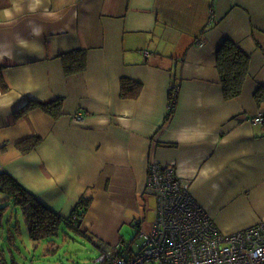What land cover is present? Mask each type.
Segmentation results:
<instances>
[{
  "label": "crops",
  "instance_id": "0c3cea01",
  "mask_svg": "<svg viewBox=\"0 0 264 264\" xmlns=\"http://www.w3.org/2000/svg\"><path fill=\"white\" fill-rule=\"evenodd\" d=\"M225 39L249 58L230 99L215 65ZM78 50L84 69L66 70ZM122 79L140 86L136 97L122 96ZM261 86L264 0H0V173L64 217L90 197L80 229L110 245L156 162L221 231L241 230L264 219ZM57 98L54 118L39 105ZM33 135L20 153L15 143Z\"/></svg>",
  "mask_w": 264,
  "mask_h": 264
},
{
  "label": "built area",
  "instance_id": "2783aa9c",
  "mask_svg": "<svg viewBox=\"0 0 264 264\" xmlns=\"http://www.w3.org/2000/svg\"><path fill=\"white\" fill-rule=\"evenodd\" d=\"M83 117L76 113L71 120ZM252 120L262 123L264 114ZM148 165L145 188L155 205L149 228L138 230L142 244L134 251L124 243L101 249L94 264H264V219L225 233L172 166Z\"/></svg>",
  "mask_w": 264,
  "mask_h": 264
},
{
  "label": "trees",
  "instance_id": "16d2710c",
  "mask_svg": "<svg viewBox=\"0 0 264 264\" xmlns=\"http://www.w3.org/2000/svg\"><path fill=\"white\" fill-rule=\"evenodd\" d=\"M84 53V51L78 50L77 52L71 53V55H66V57H64L66 70L71 72L83 70L86 63ZM216 53L215 65L224 91V97L228 99L236 98L243 89L242 85L249 71V58L239 50L236 44L228 39L223 40L222 45L217 49ZM120 82L121 94L123 97H136L139 94L140 86L135 82L129 79H122ZM170 92L171 98L169 102L172 107L175 98L174 96L172 97L173 92L171 90ZM255 98L259 102H262V100L264 101L263 86H261L255 93ZM33 105L35 104H27L19 110L23 113ZM39 106L54 118L60 115L61 101L59 98L50 103L41 104ZM170 113L171 111H169L168 115ZM166 118H168V116ZM38 142L39 137L33 135L22 138L15 143V146L19 149L20 153H26L33 150ZM0 191L6 196L0 204V224H3L4 214L8 211L9 216L5 220L10 228H14L13 233H10L7 237L9 240H13L15 235L19 233V220L15 219L12 214L16 209L19 210V214L24 220L29 236L33 241L39 239L52 240L51 238L57 237L60 234L63 226H65L66 229L74 230L75 232L80 233L83 237L90 239L89 233L80 229L81 223L85 218V213L90 206V197L86 195L82 196L70 215L64 217L51 208L44 206L36 196L31 194L24 186H22V184L7 172L0 173ZM12 219H15V223H12ZM139 223L140 221H135L133 225L139 228ZM92 241L99 251L109 247L100 241L98 243L97 241ZM0 262H3V258L0 259Z\"/></svg>",
  "mask_w": 264,
  "mask_h": 264
},
{
  "label": "rangeland",
  "instance_id": "374dc122",
  "mask_svg": "<svg viewBox=\"0 0 264 264\" xmlns=\"http://www.w3.org/2000/svg\"><path fill=\"white\" fill-rule=\"evenodd\" d=\"M1 197H4L2 192H0V199ZM137 202L138 210L128 211L132 215V221L124 222L118 230L120 237L118 244L123 242L125 245H129L133 251L143 241L137 232L140 227L133 224L135 221H140L139 226L148 229L153 217L151 210L155 205L154 197L148 193L146 188L145 193L138 196ZM1 203L2 201H0ZM12 214L15 219L19 220V233L13 240L7 238L14 231V228H10L5 220L9 216L7 211L4 214L3 224H0V259L3 258L2 264H94V260L100 255L92 240L83 237L74 230L66 229L65 226L61 228L57 237L51 238L52 240L33 241L19 210L16 209ZM15 219H12V223H15Z\"/></svg>",
  "mask_w": 264,
  "mask_h": 264
}]
</instances>
